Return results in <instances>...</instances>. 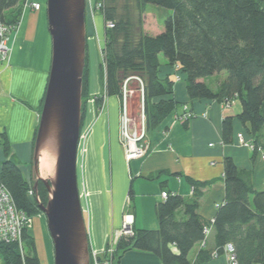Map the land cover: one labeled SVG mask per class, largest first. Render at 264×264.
I'll return each instance as SVG.
<instances>
[{
  "label": "trees",
  "instance_id": "obj_1",
  "mask_svg": "<svg viewBox=\"0 0 264 264\" xmlns=\"http://www.w3.org/2000/svg\"><path fill=\"white\" fill-rule=\"evenodd\" d=\"M24 1L0 0V21L18 25L17 9ZM101 1L105 20L114 24L105 39L104 94L117 95L123 101L127 98L128 110L139 103L147 135L176 111L179 104L174 98L176 81L172 76L177 75L186 80L191 100L228 104L238 97L243 112L237 118L247 138L264 148V0H137L141 7L157 5L173 12L164 21V31L156 35L143 33L131 18L120 14V0ZM162 56L171 70L165 77ZM224 71L226 79L213 91L206 80ZM127 79L135 86L128 87L124 94ZM85 80L86 74L83 98ZM234 121L233 117L223 121L226 145L234 141ZM2 141L6 159L0 163V182L11 190L18 209L36 216L40 213L37 198L34 194L33 200L28 196L31 185L10 153L7 138ZM224 167L226 201L219 205L212 222L204 223L198 212L201 195L196 192L197 183H192V200L168 192L169 197L155 209L159 229L135 230L132 237L121 236L112 257L114 263L119 264L125 253L136 250L156 255L162 264H192L190 252L206 241L198 261L214 257L215 252L223 255L222 249L233 244L238 264H264V190L255 189L251 172L240 169L231 157ZM38 186L41 203H46L47 189L43 183ZM209 227V237L213 234L216 247L207 251L209 237L205 230ZM24 242L33 247L34 255L22 256L15 243H0L4 263L44 264L37 255L36 241L27 231Z\"/></svg>",
  "mask_w": 264,
  "mask_h": 264
},
{
  "label": "crops",
  "instance_id": "obj_2",
  "mask_svg": "<svg viewBox=\"0 0 264 264\" xmlns=\"http://www.w3.org/2000/svg\"><path fill=\"white\" fill-rule=\"evenodd\" d=\"M39 1L44 3V0ZM23 8L18 29L9 35L8 44L12 49L9 66L0 63V163L6 159L2 144L5 137L10 144V153L17 158L23 173L30 176L31 169H28L27 164L33 157L34 139L52 65L53 42L44 12ZM99 33L100 38H103V29ZM166 65V61L162 62L164 77L171 71ZM172 77L176 81L174 98L179 105L159 128L149 133L148 150L140 160L132 161L129 174L124 163L118 168L115 178L122 183H116V218L109 224L112 225L109 232L111 236L108 238L110 234L106 235L101 227L96 242L89 235L91 248L99 254L104 253L106 245L116 247L120 237L115 233L121 231L126 215L134 216L135 230L159 229L155 209L161 202L163 191L192 200L195 196L193 182L198 184L196 192L201 195L198 212L204 223L212 222L218 213L217 206L226 201L224 162L228 157L240 169L251 172L255 189L264 190L262 155L247 149L238 140L241 133L247 137L243 124L237 118L243 112L241 100L236 97L229 104L205 99L191 100L186 80L182 76ZM225 77L220 74L210 78L215 79L211 89L217 91ZM206 81L209 86L212 84V80ZM108 103L101 126L108 123L110 128V117H116L122 99L117 95L111 96ZM185 107L194 112L196 117L188 123H181L179 117ZM227 117L235 118V134L233 143L226 145L222 132L223 121ZM110 148L113 159L122 162L120 151L113 141L110 144L108 140L102 149L107 150L109 155ZM207 244V251L216 247L213 234ZM201 249L199 243L190 252L192 264H229L226 255L198 261ZM119 264H162V261L151 253L133 250L125 253Z\"/></svg>",
  "mask_w": 264,
  "mask_h": 264
},
{
  "label": "water",
  "instance_id": "obj_3",
  "mask_svg": "<svg viewBox=\"0 0 264 264\" xmlns=\"http://www.w3.org/2000/svg\"><path fill=\"white\" fill-rule=\"evenodd\" d=\"M86 1L47 0L46 8L53 55L31 175L54 244V264L92 262L77 173L88 53ZM40 183L47 189L46 203L38 196Z\"/></svg>",
  "mask_w": 264,
  "mask_h": 264
},
{
  "label": "rangeland",
  "instance_id": "obj_4",
  "mask_svg": "<svg viewBox=\"0 0 264 264\" xmlns=\"http://www.w3.org/2000/svg\"><path fill=\"white\" fill-rule=\"evenodd\" d=\"M27 1L22 2L21 6L17 9V11L20 12V17L18 18L21 19L23 16V7L30 8L37 12L43 11V16H47L45 13L47 8L45 0L44 3H41L39 0ZM103 2L104 1L101 0L98 2L97 0L86 1V19L88 30L87 68L85 71L86 92L84 94L82 105L83 123L78 148L79 160H77L80 166L78 165L79 169L77 170V173L80 190H82L83 195L82 205L85 207L84 217L86 219L91 217L94 218L96 223H99V227L103 229V232L106 231L105 234L108 235L110 234V226H112H109L110 221H113V219L116 218V216H114L117 202V194H115V191H117L118 183H122L120 180L115 178L116 172H118V168H120L121 163H124L123 166L129 174V167L132 161L140 160L137 158H131L128 160L130 142L136 140L138 148L146 150L149 137L146 133L144 137H141L145 129L142 124L144 121V115L142 114V109L140 108L139 103L137 108L133 109L129 106L128 110L127 98H125L124 101L122 100V105L117 110L115 118L112 117L111 119L109 115L111 129L109 128L108 123H106L105 126H101L103 125L102 116L106 114L105 110H107V104H109V97L104 94V67L106 59L105 39L109 29L107 26L111 23L107 22L104 18ZM34 3L38 4L40 8L37 9L35 6L32 7ZM118 10L120 14L127 15L131 18V22L134 23V25L141 27V31L143 33L146 32L152 35H156L157 33L164 31V21L167 17L172 16L173 14L171 10L163 9L157 5L154 6L147 4V6L141 7L138 5L137 0H120ZM13 26L14 25H9L10 29H12ZM101 29H103V38H100L99 36V31ZM160 59L162 62L166 61L163 56ZM226 74L227 72L225 71L222 73V75ZM209 80H212V84H210V87H212L215 79L209 78ZM130 81L131 79H127L125 81L126 85L124 88V94L127 92L126 90H128V87L131 86V88H133V85L135 86V84L129 83ZM137 94L138 93H134V96L137 97ZM127 132L131 138H127ZM108 140L110 141V144L111 141H113L116 149L120 151L122 162H117L113 159L111 148L109 149V155L107 150L102 149ZM87 141L90 144V151L91 149L92 151L91 153L89 152L84 159V156L81 158V152L83 150L84 143ZM32 159L27 164V167L29 166L28 169H31L29 173L30 176L25 174L24 176H26L29 186L31 185L28 196L33 200L32 196L35 193L34 186L31 184V182H33L31 175V167L33 166ZM31 219V225L26 231L29 235H31L33 240L36 241V252L40 261L44 264H54V244L47 227V219L44 212L40 210V213L36 216H32ZM122 228L123 226L121 227V230ZM120 232L121 231L118 230L115 234L119 236ZM110 236L111 234L108 238H110ZM106 246L108 247V245ZM22 253H24V255H34L35 252L33 247L24 242ZM115 264H117V262Z\"/></svg>",
  "mask_w": 264,
  "mask_h": 264
},
{
  "label": "built area",
  "instance_id": "obj_5",
  "mask_svg": "<svg viewBox=\"0 0 264 264\" xmlns=\"http://www.w3.org/2000/svg\"><path fill=\"white\" fill-rule=\"evenodd\" d=\"M40 8L38 4H33L32 7ZM20 23L18 25H14L12 29H10L9 25L5 24L0 21V63H6L9 66L11 57H12V49L8 44L9 35L11 32L18 29ZM114 24L111 22L108 24V28L112 29ZM229 104V103H228ZM196 117V114L189 110L188 107L184 108L182 115L179 117L181 123H188ZM144 120V117H143ZM145 129V127H144ZM144 133L141 137H144ZM127 138H131L128 132L126 133ZM135 136V135H134ZM238 140L240 144H242L247 149H250L252 152L256 154L262 155L264 159V150L262 147H257V145L253 142L252 139L247 138L246 135L243 133L238 135ZM136 140L130 142V151L128 154V160L131 158L140 159L145 156L148 148L146 150L142 148H138L136 144ZM33 191V189H32ZM32 193V192H31ZM169 197V193L167 191H163L161 194V200L167 199ZM219 208V206H217ZM32 219L31 217L24 211L20 210L17 207V203L15 198L12 195L11 190L6 187L5 184L0 182V243L4 244H11L15 243L18 245L19 251L22 253L23 246H24V235L28 227L31 225ZM123 228L118 237L121 236L125 237H132L135 233V226H134V216L133 215H126L124 217ZM205 234L209 237L211 234V227L205 230ZM207 237V238H208ZM202 248L206 247V241L201 243ZM104 253L99 254L95 250H91V258L93 264H114V260H112L113 254L115 253L116 249L115 246L107 247ZM222 254L226 255L229 261V264H238L236 254H235V247L234 245H226L222 249ZM105 256H107L105 258ZM218 252L214 253V257H220ZM0 264H5L3 257L0 255Z\"/></svg>",
  "mask_w": 264,
  "mask_h": 264
},
{
  "label": "bare ground",
  "instance_id": "obj_6",
  "mask_svg": "<svg viewBox=\"0 0 264 264\" xmlns=\"http://www.w3.org/2000/svg\"><path fill=\"white\" fill-rule=\"evenodd\" d=\"M91 151H92V149H91ZM91 151H90V144H89V142L88 141L85 142L84 143L83 150L81 152V158L84 156V159H85L86 155L89 152L91 153ZM78 160H79V157H78ZM78 165L80 166L79 163H78ZM79 166H78V169H79ZM41 171L43 173L46 171V166L45 165H43L41 167ZM78 184H79V179H78ZM79 192H80V195H81V202H82L83 195H82V190H80V184H79ZM82 206H83V211L85 213V207H84V205H82ZM86 226L88 228V232H89L90 238L93 241L96 242V240H97L96 238L98 237V232H99V229H100L99 223L97 224L96 221H95V219L91 217L89 219H86Z\"/></svg>",
  "mask_w": 264,
  "mask_h": 264
}]
</instances>
